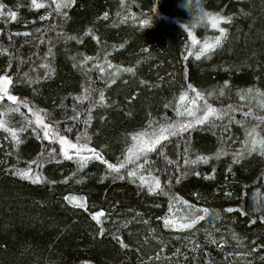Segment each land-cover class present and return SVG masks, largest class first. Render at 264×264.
Returning <instances> with one entry per match:
<instances>
[{
    "label": "trees",
    "instance_id": "16d2710c",
    "mask_svg": "<svg viewBox=\"0 0 264 264\" xmlns=\"http://www.w3.org/2000/svg\"><path fill=\"white\" fill-rule=\"evenodd\" d=\"M68 2L0 0V264H264V0Z\"/></svg>",
    "mask_w": 264,
    "mask_h": 264
},
{
    "label": "snow or ice",
    "instance_id": "6c2138e0",
    "mask_svg": "<svg viewBox=\"0 0 264 264\" xmlns=\"http://www.w3.org/2000/svg\"><path fill=\"white\" fill-rule=\"evenodd\" d=\"M31 2L37 8L44 6L41 3H37V0H31ZM71 3H74V0H69L68 3H65L63 5V7H70ZM4 7L5 6L3 4H0V16L7 15L11 20H15L16 19V13L15 12L6 13L4 11ZM57 7L59 9L60 5H58ZM106 15L107 14H105V16ZM201 19L205 20L206 23L208 25H210L213 29H216L219 32V35H217L215 37H212V38H206L203 41H201V40L196 39V37L192 34V32L189 31V36L191 37V44L200 46L199 50L195 53V59H197V60H199L201 58V56H203V55H205L207 53H210L216 47L222 45L223 40L226 39V37H227V29L224 28V27H221V25L230 23L231 20H232V17L231 16H227L226 17L222 13H210V12H204L203 10H201ZM144 23L148 24V21L145 20ZM25 34L27 35V33H25ZM188 54L189 55L192 54L190 50L188 51ZM126 71H132V69H126ZM10 83H11L10 78H8V77H0V84L7 85V84H10ZM189 88L191 89V86H189ZM192 90L195 91L194 89H192ZM0 91H3L4 94H7V89L6 88L0 89ZM248 91H251V90H248ZM196 96L199 97L200 93H196ZM8 98L13 100V101H15V99H16L15 97H12V96H9ZM0 99H3L2 95H0ZM183 99H184V97L182 96L181 100H183ZM207 112L214 114L216 112V110L208 108ZM188 114L191 115L190 112ZM207 118H208V116H207V114H205V116H203L200 119V122H203V120H206ZM44 127L47 128L49 126L45 125ZM185 130H187V125H179V126L173 125V126H170L167 129L162 128L160 130L159 136L153 141V144H158V143H160V141L162 139H167V136L164 135L165 132H170V134L176 135V134H178L179 131H185ZM44 134H45V136H47L48 132L45 131ZM12 135L14 137H16V133L15 132H12ZM250 135H251V133H250ZM16 138H17V141H18V137H16ZM133 139H136V137H133ZM257 143H260V145L262 146V149H264V140L256 141L254 139L252 141V147L250 148V151H255L256 150L255 146H256ZM149 150H151V149H149ZM90 151H92L96 155V157L98 159L101 158L98 153H95L94 149L90 150ZM261 154H264V150H262ZM200 159H204V158L201 157ZM109 167L115 169L114 165H109ZM121 167H123V165H121ZM17 174L21 175L23 178H32L31 177V169H29L27 171H24V172H18ZM129 174L133 175V176L136 175L135 172H130ZM41 179L42 178L40 176H36L33 179V182L34 183L41 182ZM156 188H159V181L156 182ZM150 190H153V189H150ZM66 199L69 200L70 203L77 202V206H80V207L84 206L83 203L79 202L78 198H76V197H66ZM227 211H232V209H227ZM203 212L206 214L207 213V209H204ZM102 215H104L103 212L96 213L93 216V219H96L99 222V217L102 216ZM203 218H204L203 216L195 217V218L192 219L191 223L184 224V225H182V227H185V228L192 227L197 222V220L203 219ZM165 223L167 225V224H170L171 221L166 220ZM252 223H255V221H252ZM124 246L126 247V245H124Z\"/></svg>",
    "mask_w": 264,
    "mask_h": 264
},
{
    "label": "rangeland",
    "instance_id": "374dc122",
    "mask_svg": "<svg viewBox=\"0 0 264 264\" xmlns=\"http://www.w3.org/2000/svg\"><path fill=\"white\" fill-rule=\"evenodd\" d=\"M199 21H200V23H203V24H205V25H207V26H209V27H211L210 25H208L207 23H206V21L205 20H202L201 18L199 19ZM9 84H7V85H3V84H0V89H3V88H6L7 86H8ZM0 95H2L3 96V98L5 97V94L3 93V91H0ZM1 100V99H0ZM197 100H199V99H197ZM191 101H189V102H184V104H185V108L187 109V108H189L190 106H192V104L190 103ZM45 131L46 130H42V132H43V134L45 133ZM44 137H45V134H44ZM50 139H51V136H50ZM142 145H146V141L144 140V141H141L140 142ZM59 150H60V152L64 155V156H68V155H70V154H73V155H75V154H78V153H84V152H87L88 150L87 149H82V150H79V151H76V146L74 145V143H72V142H64L63 144H61L60 146H59Z\"/></svg>",
    "mask_w": 264,
    "mask_h": 264
},
{
    "label": "clouds",
    "instance_id": "9594fccd",
    "mask_svg": "<svg viewBox=\"0 0 264 264\" xmlns=\"http://www.w3.org/2000/svg\"><path fill=\"white\" fill-rule=\"evenodd\" d=\"M187 2H188V0H186V3L184 4V7L190 12V14L192 15V13H191V10L187 7Z\"/></svg>",
    "mask_w": 264,
    "mask_h": 264
},
{
    "label": "water",
    "instance_id": "95a60500",
    "mask_svg": "<svg viewBox=\"0 0 264 264\" xmlns=\"http://www.w3.org/2000/svg\"><path fill=\"white\" fill-rule=\"evenodd\" d=\"M82 154H87V155H92V152H84V153H82Z\"/></svg>",
    "mask_w": 264,
    "mask_h": 264
}]
</instances>
